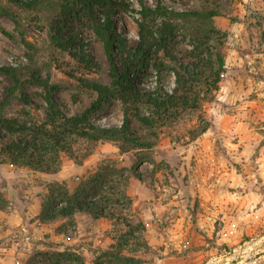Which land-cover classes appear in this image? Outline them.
I'll list each match as a JSON object with an SVG mask.
<instances>
[{"label":"rangeland","instance_id":"rangeland-1","mask_svg":"<svg viewBox=\"0 0 264 264\" xmlns=\"http://www.w3.org/2000/svg\"><path fill=\"white\" fill-rule=\"evenodd\" d=\"M25 1L0 0V114L20 122L44 121L47 108L44 84L56 88L54 95L65 114L74 116L88 110L95 96L85 89L83 82L111 84V65L103 44L90 27L88 2L48 0L36 7L27 5L33 0ZM116 1L124 9L118 8L113 13L115 27L130 45H137L141 3ZM144 3L148 7L163 3L179 11L219 14L214 23L227 35L225 56L229 50H239L230 53L229 69L226 67L218 93L203 97L196 108L170 113L158 122L154 131L132 117L138 133L154 143L151 150L137 149L120 156L112 151L117 145L110 143L111 156L94 163V173H73L70 181L78 190L107 167L120 171L115 172L109 183L116 187L115 191L104 185V191L120 202L113 204L115 219L108 218L113 224L104 237H99L102 243L88 242L84 250L70 246L68 242L77 232L75 219L72 222L61 218L54 222L41 219L43 204L46 214L49 213L50 191L56 190L55 194L59 195L57 184L67 188L65 183L52 181L44 187L36 227L32 224L37 218L31 217L18 223L0 222V264H32L39 252H64L68 248L82 255L85 264H95V257L120 243L127 232L124 222L135 227L142 222L146 227L143 235L137 234L142 237L141 243L128 240L121 247L125 256L142 260L144 264H264V0H144ZM100 10L99 5L95 7L96 12ZM163 21L156 18V26ZM169 22L175 25L168 44L173 58L163 51L159 56L170 66L165 79L166 90L172 92L176 87L173 70H178L177 63L192 66L195 40L188 24L173 19ZM52 32L61 33L64 39L76 37V43L82 44L83 53L90 55L93 63L81 60L82 51L74 56L56 46ZM237 34L243 36L239 42L235 41ZM237 55L242 60L233 59ZM11 65L18 70L26 67L21 91L31 103L23 102L18 91L3 108L8 100L7 91L15 83L1 70ZM155 76L151 70L148 77H139V82L147 89L154 88ZM227 82L231 83L229 99ZM138 107L144 116H150L152 109L144 104ZM123 108L119 100L113 99L95 121L103 126L122 125ZM104 143L107 142L78 139L74 148L76 158L62 154L59 171L65 167L75 170L78 162H83L97 148L106 149ZM4 158L0 147V186L4 180H10L13 182L8 184L14 187L13 197L8 199L0 189L3 210L11 217L16 215L15 208L20 211L26 207L22 196L26 189L22 177L19 181L20 177L13 175L18 171L4 163ZM133 171L145 183L143 196L150 189L154 200L162 203L157 209L149 206L148 211H135L127 192L129 179L135 177L130 173ZM10 202L14 203L13 210L8 209ZM178 218L183 221L181 229L173 226ZM45 225L49 226V232L42 230ZM35 228L37 232L33 231ZM164 258L168 260L159 261ZM36 262L50 264L39 257Z\"/></svg>","mask_w":264,"mask_h":264},{"label":"trees","instance_id":"trees-1","mask_svg":"<svg viewBox=\"0 0 264 264\" xmlns=\"http://www.w3.org/2000/svg\"><path fill=\"white\" fill-rule=\"evenodd\" d=\"M86 1L90 27L103 44L111 65V84L104 86L83 82L85 89L91 95L94 94L95 98L90 108L78 115L65 114L60 101L54 95L56 88L47 84H44L47 104L44 121L32 119L31 122H20L16 119H6L0 114V147L5 157L4 163L17 168L56 174L62 165V154L76 158L74 148L78 139L93 143H113L122 154L137 149L148 151L154 147V143L145 140L138 133L132 117H135L143 127L154 131L158 122L170 113L196 108L203 101V97H212L218 93L226 72L224 44L227 39L226 33L218 29L214 23V18L219 14L201 10L179 11L170 9L163 3L156 7H148L144 0H139L142 6L138 12L142 17L141 21L138 20L139 42L137 45H130L128 39L115 27L113 18L116 9H124V5L116 0ZM45 3H48V0H33L27 5L39 7ZM98 5L101 12L95 11ZM10 15L17 21L14 15ZM156 18L164 20L160 26H156ZM172 19L188 24L195 41L192 43V66L177 63L178 70H173L176 87L170 92L166 90L165 79L166 70L170 69V66L159 54L163 51L166 56L173 58L168 48L175 31V25L169 22ZM51 39L56 46L67 49L74 56L82 51L81 60L88 64L93 63V58L83 53L82 44L76 43V37L64 39L61 33L52 32ZM151 70L156 73L154 88L147 89L141 85L139 77H148ZM25 71L26 67L18 70L14 65L1 70L15 83L7 91L8 100L3 104V108L9 104L10 99L18 95V91L23 102L31 103L28 95L21 91ZM113 99L119 100L124 107L122 125L98 124L95 117ZM138 104H144L152 109L150 116H144ZM154 137L157 139L155 132ZM84 160L86 157L83 162ZM83 162L80 161L78 164ZM115 172L120 173L113 167L101 170L74 193L57 184L59 195L55 194L56 190L50 191L51 201L48 205L52 209L49 208V213L46 214V205L43 204L41 219L45 222H54L61 218L72 222L78 213H87L96 219L111 217L112 220L115 219L113 204L120 200L104 191L106 184L110 191H115L116 187L109 185ZM130 173L142 181L136 171ZM3 203L4 197L0 193V210H3ZM124 226L127 232L120 243L95 257V264H144L142 260L125 256L121 247L123 242L128 240H137L141 243L142 237H137V234L145 233V225L140 222L139 226L135 227L124 222ZM38 257L50 264H66L68 261V264H85V258L71 248L64 252H39L36 255V258ZM36 258L32 260V264L37 263Z\"/></svg>","mask_w":264,"mask_h":264},{"label":"crops","instance_id":"crops-1","mask_svg":"<svg viewBox=\"0 0 264 264\" xmlns=\"http://www.w3.org/2000/svg\"><path fill=\"white\" fill-rule=\"evenodd\" d=\"M235 41L239 42L243 39V36L240 35H235ZM239 50L237 49H233V50H229V54H227L226 57V67L227 69V63H229V58H230V53L236 54L237 51ZM239 56H234L233 59H238ZM241 59V58H239ZM242 60V59H241ZM229 72L227 71L226 73V77L228 80V75ZM231 78V77H230ZM229 81V80H228ZM227 87H226V93H227V98L229 99L230 97V89H231V83L227 82ZM222 89V88H221ZM103 143V142H102ZM101 145V144H100ZM112 144L110 143H104L102 144V146L106 149H96L95 152L89 156L84 163L82 164H77V168L74 170H69V168H63L61 169L58 173L56 174H47V173H43V172H38V171H34L28 168H16L13 167L16 171H18L17 174L13 173L14 176H18L19 181H21V177H22V181L24 182V189H26V191L24 190L22 192V196L24 198L25 201V205L26 207L23 210L17 211V209L15 208L13 211L15 212V216L12 215L11 217H9L10 215L8 214L7 211L4 210H0V222H6L7 224L9 223H18V221H23L25 219L28 218H37L38 215L40 214L41 211V207H42V195L45 193H43L44 191V187L47 185V183H51L52 181H57L60 183H65L67 184V188L71 193H74L77 190L76 185L72 184L70 181V179L73 177V173L77 174V173H94L95 169L94 168V163H99V161H103L104 158L111 156L109 155V152L113 153H118V155H123L121 154L118 146H113L114 149L111 151L112 149ZM125 155V154H124ZM94 165V166H93ZM9 166V165H8ZM11 167V165H10ZM89 169L91 171H89ZM13 181L10 180H4V184H2L0 186L1 191L5 194V196L8 199L9 197H13L11 190H14V187L12 186V188L10 187L11 184L8 183H12ZM144 185L145 183L140 181L139 179H137L136 177H131L129 179V185L127 187V192L130 195V197L133 200V207L138 211H148L149 210V206L150 207H154L155 209H157L158 205H161V202H158L156 200H154V196L151 192L150 189H148L147 193L145 194V196H143L144 194ZM164 190H166V187L164 186ZM8 191V192H7ZM8 194H7V193ZM41 193V194H40ZM146 200H148V204L146 202ZM148 207V208H147ZM160 210V208H159ZM12 211V212H13ZM36 211V212H34ZM161 211V210H160ZM181 213V212H180ZM147 214V213H146ZM76 224H77V232L75 233V237L70 239L69 245H76L79 246L81 250H84V246L85 244H87L88 242L92 243V241H95L96 243H102L103 240H98L99 237H104V235L111 229L112 224L111 221L108 220V218H100V219H96L93 216H91L90 214L87 213H78L75 215L74 217ZM65 221V219H64ZM39 222L38 218L35 220V222L32 224V227H36L37 223ZM43 226V225H42ZM174 227H178L179 229H181L183 226V221L182 219H177L176 224L173 225ZM48 227H42V230H46V232L48 231ZM38 229V228H37ZM41 229V228H40ZM186 229V227H185ZM36 231V228L33 230ZM37 232V231H36ZM66 243V242H65ZM67 243V244H68ZM150 246L152 247V243H150ZM154 248V247H153ZM168 260V258H164V259H159V261H165Z\"/></svg>","mask_w":264,"mask_h":264},{"label":"built area","instance_id":"built-area-1","mask_svg":"<svg viewBox=\"0 0 264 264\" xmlns=\"http://www.w3.org/2000/svg\"><path fill=\"white\" fill-rule=\"evenodd\" d=\"M8 209L9 210H13L14 209V203L13 202L9 203Z\"/></svg>","mask_w":264,"mask_h":264},{"label":"bare ground","instance_id":"bare-ground-1","mask_svg":"<svg viewBox=\"0 0 264 264\" xmlns=\"http://www.w3.org/2000/svg\"><path fill=\"white\" fill-rule=\"evenodd\" d=\"M0 55H2L1 52H0ZM3 57H4V55H3Z\"/></svg>","mask_w":264,"mask_h":264}]
</instances>
